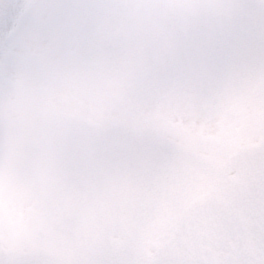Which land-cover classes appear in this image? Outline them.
<instances>
[{"label":"snow or ice","instance_id":"snow-or-ice-1","mask_svg":"<svg viewBox=\"0 0 264 264\" xmlns=\"http://www.w3.org/2000/svg\"><path fill=\"white\" fill-rule=\"evenodd\" d=\"M0 264H264V0H0Z\"/></svg>","mask_w":264,"mask_h":264}]
</instances>
